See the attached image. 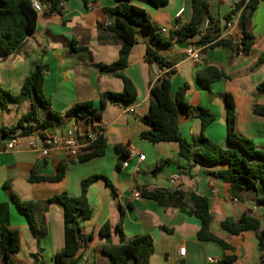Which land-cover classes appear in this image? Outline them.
<instances>
[{"label":"crops","instance_id":"0c3cea01","mask_svg":"<svg viewBox=\"0 0 264 264\" xmlns=\"http://www.w3.org/2000/svg\"><path fill=\"white\" fill-rule=\"evenodd\" d=\"M239 0H216L218 26L225 37L226 21ZM116 0H98L85 7L82 0H67L60 13L37 15L34 31L13 52L0 56V88L17 96L21 85L38 64L44 69L43 95L51 110L63 116L77 102L90 101L98 105L99 95L104 92L120 93L123 83L119 78L100 74V65H109L118 58L120 42L108 30L109 20L103 9L115 7ZM132 4L143 8L163 35L173 29L176 21L187 22L189 0H169L167 5L154 7L144 0ZM182 14L177 17L179 11ZM231 34L239 41L236 18L231 20ZM247 30L255 38L247 55L233 56L223 46L206 48L198 63L186 57L188 43L161 47L165 54L179 57V61L167 75L172 93L187 86L186 101L192 107L209 111L214 120L201 131L199 118L179 114L178 127L181 135L193 143L200 134L220 147H227L226 101L224 95L233 98L236 129L238 134L250 140L256 149L264 152V115L254 111L264 107V90L257 87L264 83V62L255 66L264 51V0H261L247 24ZM194 38L192 41H196ZM151 37L137 40L130 50L124 75L137 91L134 101L127 104L107 103L101 110L98 125L103 127L105 152L101 157L79 163L73 160L65 170L62 180L56 183L29 182L30 177L54 176L60 163L67 160L64 150L50 149L49 155L41 158L38 151L29 148L27 138L13 150L0 151V219L8 226L17 228L20 248L11 257L14 264H55L54 255L64 245L63 208L59 203L45 201L61 193L70 197L80 194V181L91 175L101 178L92 184L86 193L91 208V217L78 219L82 238L91 236L77 253V263L108 264L102 252L105 239L99 229L106 221L110 225V240L120 242L117 228L122 232L124 243L139 236H148L152 243L149 264H215L223 257H234L231 264H254L258 262L257 238L253 231L229 235L220 227L223 220H236L242 214L256 217L264 229V188L259 192L241 190L237 197L230 194L229 184L210 173L224 169V165L187 163L178 155L177 143L150 144L139 138L145 126L138 119L147 113L152 100L150 87L154 76L143 60L145 46ZM231 59V61H230ZM210 67L224 77L205 88L198 80V73ZM29 103L8 104L7 110L0 107V127H13L27 113ZM75 127L73 118L65 119L44 133L46 137L58 136ZM38 130H34L35 132ZM32 135V134H31ZM30 135V136H31ZM37 146H42L36 139ZM120 146L128 154L136 149L144 156L127 160L123 167ZM172 175L178 179L170 182ZM157 193L158 199L142 196L134 200L132 190ZM206 197L209 204V231L231 249L221 248L213 242H199L196 233L199 220L193 214V200ZM13 197L20 202H33L36 211L37 229L33 233L26 215L19 210ZM234 199L236 201H234ZM184 248V255L179 249ZM209 259L215 263L209 262Z\"/></svg>","mask_w":264,"mask_h":264},{"label":"trees","instance_id":"16d2710c","mask_svg":"<svg viewBox=\"0 0 264 264\" xmlns=\"http://www.w3.org/2000/svg\"><path fill=\"white\" fill-rule=\"evenodd\" d=\"M67 0H39L47 10L45 13H60L59 3ZM117 4L112 8L103 9V13L109 20L108 30L115 35L120 42L117 60L109 65L98 67L100 74L111 75L119 78L123 83L120 93L104 92L99 95L98 105L90 101L77 102L66 110L63 116L53 112L49 101L43 95L44 69L33 64L28 76L23 81L20 92L13 96L0 88V107L7 110L8 104H20L27 101L29 109L22 115L15 126L0 127V149L4 143L13 138H26L34 130H38L39 137L45 139V131L61 124L65 119L73 118L77 129V138L81 143L87 144L75 157H67L57 167L54 176L30 177L29 182L56 183L63 179L65 170L69 164L76 160L79 163L87 162L93 158L101 157L105 152V142L101 127L97 124L101 117V110L107 103L127 104L134 101L137 91L133 83L124 75L130 50L137 43V27L149 33L151 40L145 46L144 63L150 68L156 65L159 68H173L178 63L179 57L165 54L161 47L170 46L172 42L185 44L197 38L205 19L209 21V28L204 35L192 41L201 47V53L206 48L216 46L226 47L233 56L249 54L254 45L255 38L247 30V24L261 0H239L234 9L224 17L226 22L236 18L237 30L240 34L239 41L233 37H221V29L217 19L210 13V5L214 0H189L190 15L186 23L180 24L177 20L175 29L163 35L156 23L150 19L147 12L134 4L133 0H116ZM146 3L160 7L167 5L169 0H144ZM85 7L92 6L98 0H82ZM37 13L34 11L30 0H0V56L9 54L17 49L22 42L35 29ZM225 27V25H224ZM231 61V59H230ZM264 62V51L260 54L255 66ZM199 82L209 88V84L219 80L224 75L215 68L207 67L197 75ZM264 90V83L257 87ZM187 86L184 85L172 93L171 83L167 76L153 83L150 87L151 102L147 113L138 116V119L146 127L141 131L139 138L150 144L174 142L178 145V155L187 163L224 165V169L212 171L210 174L229 184L230 194L237 197L244 189H252L259 192V187L264 188V152L255 148L254 144L241 137L236 129L235 106L233 98L224 95L226 111L227 147L223 148L213 144L200 134L193 143L183 138L178 127L179 114L194 115L201 121L203 131L213 120L214 116L201 107H192L186 101ZM254 111L264 115V107H255ZM91 137L94 138L91 140ZM122 154L123 159L127 152L120 146L115 147ZM101 176L91 175L80 181V194L70 197L67 193H61L45 201V204L59 203L63 208V248L54 255L55 264H76L77 253L91 236L82 238L79 233L78 219L87 220L91 217V208L87 202L88 188L99 180ZM141 196L158 199L157 193L141 192ZM16 206L29 221L33 233L38 231L36 211L38 206L33 202H20L13 197ZM193 214L200 222V228L196 233L199 242H213L224 249H231L222 240L212 235L209 231L210 212L206 197L197 196L193 200ZM3 207L0 206V209ZM220 227L229 235H239L245 231H253L257 238V244L261 254L258 264H264V229L260 226L258 218L242 214L236 220H223ZM117 231L120 242L113 244L110 240V225L106 221L99 229V235L105 239L102 252L108 257V264H149L152 253V243L148 236H139L124 243L122 232ZM20 248L19 230L10 227L0 219V264H14L12 255ZM234 257H223L215 264H231Z\"/></svg>","mask_w":264,"mask_h":264},{"label":"built area","instance_id":"2783aa9c","mask_svg":"<svg viewBox=\"0 0 264 264\" xmlns=\"http://www.w3.org/2000/svg\"><path fill=\"white\" fill-rule=\"evenodd\" d=\"M30 3L34 9V11L37 13V15L39 14H43L45 13V11L47 10V8L44 5H41V3L39 2V0H30ZM65 5V1H61L59 3V7L63 8ZM182 14V10L178 12L177 17H179ZM182 24V23H180ZM225 35L228 37H232L231 34V28H232V22H226L225 24ZM177 27V25H174L173 29H175ZM209 28V21L207 19H205V21L202 24L201 30L200 32L197 34V38H200L204 35V33L206 32V30ZM167 31V29L162 28L161 32L165 33ZM189 44V46L186 48V50L184 51V54L186 55L187 58H189L193 63H198L202 57V53H201V47L193 44V42L190 40H188L187 42ZM239 57L243 56V54L241 52H239L238 54ZM151 72L153 73L154 76V83L161 80L162 78H164L165 76H167L170 72H171V68H166V67H162L159 68L156 65H152L151 67ZM192 117H195L194 115H192ZM196 118V117H195ZM103 127L101 126V133H103ZM77 129L76 126L68 131H66L65 133L58 135V136H51V137H46L45 139H41L39 137V133L37 131L33 132L31 136L26 137L29 142H28V146L31 150L33 151H38L39 155L41 158H45L49 155V150L50 149H56V148H60L62 150L65 151L66 156L67 157H75L77 155V153L81 150V148L85 147L87 144L85 143H81L78 138H77ZM23 138H13L7 142L4 143L3 147L0 149V151H10L13 150L17 145H19L21 143ZM36 139H40L43 143L42 146H37L36 144ZM94 138L91 137V140H93ZM130 157H137L138 161H143L144 160V156L140 155L139 152L136 149H130L127 157L125 158V160L122 163L123 167H127V160ZM178 179V175H172L170 178V182L174 183L176 180ZM132 197L134 200H139L141 199V191H139L138 189H133L132 190ZM234 201H236L234 199ZM185 249L181 248L179 249V254L180 255H184ZM209 262L215 263L214 260L209 259ZM77 264H83V261L77 263ZM254 264H258V263H254Z\"/></svg>","mask_w":264,"mask_h":264},{"label":"rangeland","instance_id":"374dc122","mask_svg":"<svg viewBox=\"0 0 264 264\" xmlns=\"http://www.w3.org/2000/svg\"><path fill=\"white\" fill-rule=\"evenodd\" d=\"M216 11H217V3H216V0L212 1L211 2V13L214 15L216 14ZM137 30H138V34H137V40L138 41H142L143 39L144 40H147L148 37L150 36L148 32H146L144 29L142 28H139L137 27Z\"/></svg>","mask_w":264,"mask_h":264}]
</instances>
